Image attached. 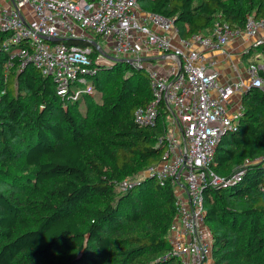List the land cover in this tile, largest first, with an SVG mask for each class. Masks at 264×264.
<instances>
[{"label":"trees","instance_id":"obj_1","mask_svg":"<svg viewBox=\"0 0 264 264\" xmlns=\"http://www.w3.org/2000/svg\"><path fill=\"white\" fill-rule=\"evenodd\" d=\"M138 5L172 19L182 38L215 20L242 29L248 16L264 17V0ZM5 36L0 32V264H179L166 238L175 214L172 189L148 173L123 184L162 154L156 140L166 112L152 127L133 117L151 99L146 68L119 61L96 66L87 85L102 92L104 105L87 118L77 100H62L53 80L32 65L21 70L15 60L6 72ZM241 106L237 130L220 139L210 167L224 178L237 168L242 173L227 187L204 191L214 264H264V92H244Z\"/></svg>","mask_w":264,"mask_h":264},{"label":"built area","instance_id":"obj_2","mask_svg":"<svg viewBox=\"0 0 264 264\" xmlns=\"http://www.w3.org/2000/svg\"><path fill=\"white\" fill-rule=\"evenodd\" d=\"M0 2L5 71L15 60L21 70L32 65L53 80L62 100H75L95 67L112 59H127L144 69L142 60L149 51L171 60L166 74L146 68L151 99L133 117L136 124L152 127L160 111L166 112L165 130L156 140L162 154L147 173L174 193L175 214L166 236L171 255L179 264H214L204 191L229 186L242 171L224 178L210 165L220 139L237 130L243 113L241 103L232 105V98L251 87L264 92V58L248 62L244 77L220 83L216 61L206 52L228 57L226 47L236 39L249 40L250 49L264 48V17L248 16L242 29L215 20L211 28L182 38L172 19L142 11L138 0ZM97 37L108 41V50L95 43ZM64 40H85L90 46L67 45ZM259 190L264 193V185Z\"/></svg>","mask_w":264,"mask_h":264},{"label":"crops","instance_id":"obj_3","mask_svg":"<svg viewBox=\"0 0 264 264\" xmlns=\"http://www.w3.org/2000/svg\"><path fill=\"white\" fill-rule=\"evenodd\" d=\"M95 43L104 51L108 50L110 47L108 41L100 37L95 38ZM246 49L247 51L244 52ZM226 53L229 55L228 57L220 53L206 52V57L209 60L216 61L215 70L219 74L220 83L235 81L239 76L244 77V69L247 63L253 59L260 60L263 57L261 49H250V41L244 39L232 41L226 47ZM244 56H247V58H244ZM143 60L146 68H155L162 74L168 73L171 64V60L162 58L155 51L147 52ZM241 62H245L246 64L242 66ZM241 97L242 95L234 96L231 101L232 105H235L236 102L241 103Z\"/></svg>","mask_w":264,"mask_h":264},{"label":"rangeland","instance_id":"obj_4","mask_svg":"<svg viewBox=\"0 0 264 264\" xmlns=\"http://www.w3.org/2000/svg\"><path fill=\"white\" fill-rule=\"evenodd\" d=\"M1 5V2H0ZM244 58H247V56H244ZM264 58V57H263ZM253 59V58H251ZM246 61V60H244ZM246 63L245 62H241V65L244 66ZM77 100V104H78V113L83 116V117H93V109L95 107H100L102 108L104 105V99H103V94L102 92L97 91L96 89H94L92 86L87 85L84 88H80V94L78 95V97L75 99ZM168 124H170L169 118L167 119ZM240 170V168H237L234 171V174L238 173ZM147 170L144 169L143 171H141L138 174L132 175V176H128L123 184H128V183H132L135 181H139L142 180L145 175ZM7 188L9 189V186H7ZM25 187H16V191L17 192H24ZM121 189V188H120ZM121 191V190H119ZM208 227V226H207ZM208 229L211 231V229L208 227ZM212 235V233H211Z\"/></svg>","mask_w":264,"mask_h":264},{"label":"water","instance_id":"obj_5","mask_svg":"<svg viewBox=\"0 0 264 264\" xmlns=\"http://www.w3.org/2000/svg\"><path fill=\"white\" fill-rule=\"evenodd\" d=\"M46 41H49V42H56V40L54 39H51V38H46L45 39ZM113 61H119V62H125V63H129L130 61L127 60V59H112ZM142 62H144V60H142ZM250 89H253L252 87ZM249 89V90H250Z\"/></svg>","mask_w":264,"mask_h":264}]
</instances>
